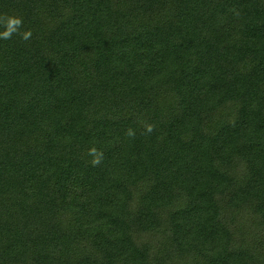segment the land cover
I'll list each match as a JSON object with an SVG mask.
<instances>
[{"label":"trees","instance_id":"obj_1","mask_svg":"<svg viewBox=\"0 0 264 264\" xmlns=\"http://www.w3.org/2000/svg\"><path fill=\"white\" fill-rule=\"evenodd\" d=\"M3 13L0 264H264V0Z\"/></svg>","mask_w":264,"mask_h":264},{"label":"clouds","instance_id":"obj_2","mask_svg":"<svg viewBox=\"0 0 264 264\" xmlns=\"http://www.w3.org/2000/svg\"><path fill=\"white\" fill-rule=\"evenodd\" d=\"M0 26H3L5 29L3 32H0V39L9 40L12 38L14 34H18L21 36V39L24 41H28L32 37L31 30L21 31L23 26L22 17L18 16H9L6 13L0 14ZM154 131V125L148 124L146 125L145 132L150 134ZM126 135L130 138H134L136 133L135 130L129 128L126 130ZM88 155L92 157L91 164L94 167L99 166L104 160V153L102 150L97 149V147L93 146L89 148Z\"/></svg>","mask_w":264,"mask_h":264}]
</instances>
